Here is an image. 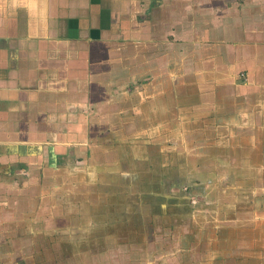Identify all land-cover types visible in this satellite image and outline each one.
Wrapping results in <instances>:
<instances>
[{"label": "crops", "instance_id": "crops-1", "mask_svg": "<svg viewBox=\"0 0 264 264\" xmlns=\"http://www.w3.org/2000/svg\"><path fill=\"white\" fill-rule=\"evenodd\" d=\"M192 114L264 130V0H0L1 245L77 233Z\"/></svg>", "mask_w": 264, "mask_h": 264}, {"label": "rangeland", "instance_id": "rangeland-1", "mask_svg": "<svg viewBox=\"0 0 264 264\" xmlns=\"http://www.w3.org/2000/svg\"><path fill=\"white\" fill-rule=\"evenodd\" d=\"M190 117V130H174L169 141L174 153L158 143L160 162L147 158L127 191L110 196L120 199L89 218L83 213L78 234L64 226L70 236L54 242L44 237L46 228L35 227V243H0V264H264V148L258 155L250 145L264 140V130L224 123L219 129ZM239 118L248 121L246 114ZM157 163L158 176H151ZM107 197L95 189L88 200L105 205Z\"/></svg>", "mask_w": 264, "mask_h": 264}]
</instances>
